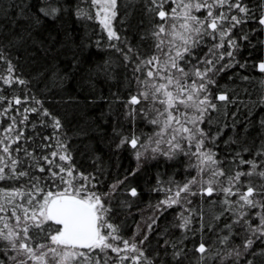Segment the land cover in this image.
I'll return each mask as SVG.
<instances>
[{"label":"snow or ice","instance_id":"obj_1","mask_svg":"<svg viewBox=\"0 0 264 264\" xmlns=\"http://www.w3.org/2000/svg\"><path fill=\"white\" fill-rule=\"evenodd\" d=\"M88 2L96 6L97 16L103 15L101 23L108 38L119 40L113 28L118 0ZM120 7L127 8L123 4ZM12 8L13 13L0 18V32L9 23L8 15L30 18L33 24L39 22V17L29 16V0H14ZM40 11L48 16L60 9ZM140 11L157 20L146 33L154 41L151 54L132 47H111L125 61L136 65L133 75L137 87L124 102L128 108L125 118L134 122L139 116L154 128L144 141L135 134L121 136L117 147L128 144L135 149L137 167L122 178L115 177L107 191L95 190L99 178L76 168L67 145L58 135L54 146L49 143L53 135L42 134L47 127L59 133L63 127L60 118L34 97L32 102L38 106L18 107L28 105L29 100L19 96L9 99L0 92V182H12L9 187H0V242L12 253L9 257L7 251H0V264L8 259L12 264H110L113 259L116 264H264V138L256 144L245 143L244 137L229 136L222 141L228 148L223 157L214 150L225 129L235 132L237 124L243 122L247 132L250 124L257 123L238 119L236 112L228 115V107L237 103V93L227 86L217 87L216 77L237 66L246 67L248 61L241 63L237 55L245 46L256 47L252 42L256 29H247L250 22L258 24L264 34V0H143ZM200 12L203 15H197ZM76 14L92 18L78 4ZM11 26L16 27L15 20ZM23 31L27 34L28 29ZM4 38L12 45L17 34L0 36ZM257 44L264 46V40L257 38ZM205 45L207 51H197ZM0 61L5 62L0 68V80L5 85L27 84L15 75V66L2 46ZM258 69L264 73V60L258 63ZM239 79L253 83L247 75ZM261 85L264 81L259 82ZM213 87H217L215 96ZM261 97L264 102V87ZM33 114L36 122L29 120ZM4 120L9 122L4 124ZM215 123L219 126L213 131ZM258 125L264 136V119H259ZM29 127L33 133L25 135ZM231 145H238L239 150L233 152ZM249 152L250 158L245 159L244 154ZM181 155L189 159L188 166L195 169V175L183 184L169 180L167 183L174 187L153 189L167 193L155 205L161 215L180 206L176 216L180 223L173 227L181 230V236L174 241L165 240L148 252L144 245L159 216H149L144 235L139 241L135 236L130 241L120 235V225L110 220L115 207L112 197L118 192L131 197L139 195L135 187L125 182L140 170L142 157L172 160ZM96 170L99 172V167ZM193 196L213 198L208 201L207 213L202 206L187 207ZM119 204L130 206L126 201ZM217 206L219 211L215 210ZM225 213L229 217L221 225ZM195 217H199V227L193 229ZM205 228L209 232L217 229L213 232L215 240L204 239ZM140 231L137 225V235ZM197 233L201 238L191 241L190 237ZM237 238L239 244L235 242ZM186 240L194 248H188Z\"/></svg>","mask_w":264,"mask_h":264},{"label":"trees","instance_id":"obj_2","mask_svg":"<svg viewBox=\"0 0 264 264\" xmlns=\"http://www.w3.org/2000/svg\"><path fill=\"white\" fill-rule=\"evenodd\" d=\"M13 2L14 0H0V18L13 13ZM29 2L31 4L29 16L39 17V22L33 24L30 18L16 19L8 15L9 23L0 32V36L4 37H10L11 32L17 34L14 44L10 45L8 38H4L0 39V46L15 66V75L27 81V84L5 85L0 80V92H3L9 99L19 96L29 100L28 105L18 107L38 106L32 102V97H34L41 101L53 115L60 118L63 127L59 133L47 127L42 130V134H52L53 139L49 143L54 146L55 137L58 135L67 145L76 168L85 174L92 173L97 176L100 183L95 190L105 192L115 177L122 178L137 167L136 150L128 144L117 147L121 136L130 137L135 134L141 138V141H144L152 134L154 128L139 116L134 122L125 118L128 108L125 107L124 102L129 98V93H134L137 87L133 75L136 65L132 61H125L116 48L132 47L143 53L151 54L154 41L146 33L150 32L157 20L150 17L147 12L140 11L143 7V0H118V15L113 21V28L120 39L115 40L108 38L107 29L101 23L102 14L97 16L96 6L91 5L88 0H29ZM77 4L92 18L78 16L76 14ZM121 4L126 5L127 8L122 9ZM168 7L170 5L166 6L165 10ZM41 8L45 10L56 8L60 11L45 16L40 11ZM197 15H203V12ZM13 20H15L16 27L11 26ZM24 29H28L27 34L23 31ZM247 29H256L252 41L256 47L249 49L245 46L237 55L241 63L248 61L246 67L241 69L237 66L226 70L217 75L216 80L217 87L227 86L237 93L235 97L237 103L228 107V115L231 116L232 112H236L238 119L257 123L250 124L247 132L244 131L243 122L237 124L235 132L230 128L225 129L224 135L217 141L219 147L214 149L220 157H223L228 150L222 141L229 136L244 137L245 143L255 141L256 144L264 138L258 125L259 119H264V102L261 97V88L264 85L258 86L260 81H264V73L258 69V63L264 60V46L257 44V38L264 40V34L260 32L259 25L255 22H250ZM111 45H116V48ZM197 51H207V45ZM4 66L5 62L0 61V68ZM245 75L249 76L253 83L239 79L240 76ZM217 87L212 88L213 96L216 94ZM240 102L249 107H243ZM249 108H251L250 112ZM13 114L18 115L15 112ZM213 115L215 116V113ZM29 120L36 122L37 117L34 114L30 115ZM8 122L4 120V124ZM227 122L231 123V120ZM218 126V123L213 124V131ZM36 130L40 131L39 128ZM32 133L33 129L30 127L25 130V135ZM230 147L233 152L239 150L238 145ZM250 156L251 152L244 154L245 159H249ZM139 163L142 165L140 170L125 182L130 187H135L139 195L131 197L126 192L123 194L118 192L113 196L112 203L115 207L110 220L120 225L121 236L130 241L135 236V239L139 241L144 235L143 230L146 229L145 221L148 217L154 213L159 216L154 225L155 230L149 234L148 241L144 245L148 252H151L158 245H163L165 240L174 241L181 236V230L173 227V224L180 223L176 219L181 210L180 206L169 208L161 215L159 211H156L155 205L165 199L167 193L153 189L174 187L167 183L169 180L183 184L195 175V169L188 166L189 159L182 155L172 160L163 156H158L156 159L142 157ZM97 167L100 169L99 172L96 170ZM244 169H247V165ZM11 184V181L0 182V187H9ZM190 199L192 204L187 207L199 209V206H202L207 213L208 201L213 198L193 196ZM119 201H126L130 206H121ZM216 201L219 205V197H216ZM215 210L219 211V207L217 206ZM228 217L229 214L225 213V216L221 217L220 224L222 225ZM204 220L207 222V214ZM137 225L141 229L138 235ZM192 227L193 229L199 227V217L193 219ZM216 231V228L212 232L205 228L204 239L215 240L213 232ZM223 234L220 233V235ZM200 238L201 234L197 233L196 236L190 237V240L196 241ZM235 242L239 244V238ZM185 244L188 248H194L190 241L186 240ZM217 246L223 248V245ZM159 250L162 252L163 248ZM0 251H7L9 257L12 255L11 251L2 247V242H0ZM109 256L115 257V254L109 252ZM4 264H12V262L8 259ZM110 264H116L115 259ZM124 264H129V262L125 261ZM208 264H215V261H210Z\"/></svg>","mask_w":264,"mask_h":264},{"label":"rangeland","instance_id":"obj_3","mask_svg":"<svg viewBox=\"0 0 264 264\" xmlns=\"http://www.w3.org/2000/svg\"><path fill=\"white\" fill-rule=\"evenodd\" d=\"M102 18H103V15L101 16V20H102Z\"/></svg>","mask_w":264,"mask_h":264}]
</instances>
